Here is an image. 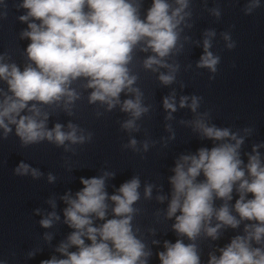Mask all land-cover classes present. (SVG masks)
I'll return each instance as SVG.
<instances>
[{
	"label": "clouds",
	"instance_id": "1",
	"mask_svg": "<svg viewBox=\"0 0 264 264\" xmlns=\"http://www.w3.org/2000/svg\"><path fill=\"white\" fill-rule=\"evenodd\" d=\"M18 0L13 7L18 22L26 25L19 40L29 43L23 49V66L8 52L0 53V141L14 135L20 148L47 142L64 153L77 154L78 146L91 143L94 133L69 120L67 124L50 118L60 112L75 116L77 102L86 98L96 106L95 116L119 111L118 121L128 134L121 147L133 153H147L160 143L167 148L176 140L172 121L175 113L187 109L191 119L177 123L189 128L201 141L195 152L186 151L174 159L167 177L169 191L162 184L142 181L134 174L109 193V181L116 172L101 168L93 177H80L82 187L59 196L65 205L57 212V196L46 203L51 211L35 208L33 214L45 231L40 239L53 254L40 264H151L153 255L159 264H264V140L254 142L250 151L244 146L257 129L254 125L239 128L218 126L212 110L201 111L204 97L195 93L177 95L175 88L163 97L166 113L164 128L168 135L159 141L138 140L144 132L140 121L153 106L145 102L139 85L137 66L155 75L160 86L186 84L178 80L182 65L179 57L192 45L202 48L196 69L207 70L215 80L221 57L212 51L217 36L215 28H206L200 40L186 34L194 28L193 0ZM204 10L219 22L223 10L219 3ZM264 8L262 0H245L241 12L253 15ZM9 15L8 0H0V20ZM235 26H230L233 29ZM225 47H236L232 31L220 33ZM192 69L191 63L183 70ZM85 94H87L85 96ZM68 158L65 157L67 164ZM72 171L73 167L68 166ZM16 177L32 180L46 178L55 184L57 176L45 174L38 167L21 160L13 169ZM202 177V178H201ZM142 188V192H141ZM166 204L153 213L157 222L172 221L170 231L175 242L156 239L157 229L142 230L134 223L143 209L141 200ZM219 201V203H217ZM70 231L53 245L58 224ZM235 234L223 246L217 244L227 231ZM167 233H165L166 235ZM148 237H152L150 244ZM211 241L207 260L202 259L200 242ZM162 250L153 252V248ZM44 251L36 245L28 249L25 261ZM15 252L10 253L15 258ZM0 264H10L8 256Z\"/></svg>",
	"mask_w": 264,
	"mask_h": 264
}]
</instances>
